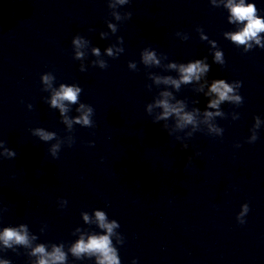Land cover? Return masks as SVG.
Wrapping results in <instances>:
<instances>
[{"label":"clouds","instance_id":"clouds-1","mask_svg":"<svg viewBox=\"0 0 264 264\" xmlns=\"http://www.w3.org/2000/svg\"><path fill=\"white\" fill-rule=\"evenodd\" d=\"M129 3V0H115V3L112 4V7H115L116 4L124 5ZM231 13L230 22L231 23H240L243 27L234 33H227L226 35L237 45H244L246 49H251L253 42L258 45L260 48L264 49V43H262L261 33H264V19L260 18L257 15V7L254 3L246 4L245 0H227L225 5ZM129 19H131L132 13H127ZM116 19H120V16L117 14ZM112 30L115 32V26L109 25ZM202 39H207V37L202 36ZM75 45L76 58H82L84 53L79 51L80 48L84 47L86 41L76 38L73 40ZM93 54L96 56L100 55V50L94 48ZM122 48L116 49V53L123 52ZM116 53L113 52L112 48L107 49V54L109 56H116ZM214 62L223 65L224 57L221 51L215 52ZM142 64L151 68L152 66L159 67L160 60L157 58V54L154 51L145 49L142 53ZM101 69H106L108 65L104 61L99 62ZM170 69H175L179 73V79H175L172 76H153L152 79L156 84L171 85L175 89L179 90L182 84H190L194 80L199 81L201 76L210 71L209 64L196 60L195 62H190L185 64H180L179 66L176 63H171L168 65ZM128 68L133 71H138L136 63L129 62ZM84 69L82 68L81 71ZM53 77L50 75H44L42 77L43 83L45 85L51 86V81ZM242 87V82L237 81L235 84L230 85L226 83L223 79H218L212 82L208 94H215L216 98L210 100L208 103V108L210 109H219V106L222 102L228 101L233 102L237 105L243 104V98L241 95L236 94V89ZM81 92L80 87L75 86H66L62 84L58 91H54V94L51 99V105L54 108H59L61 115L67 113L68 108L65 102L70 104H75L78 101V95ZM161 99L156 100L155 106L162 108V113L156 117V120H167L170 117L176 118V128L184 129L188 125H192L194 128L198 127L196 114L193 112L185 111V106L182 102L178 101L176 104L169 102L171 93L164 91L161 94ZM153 105L148 106V112L151 113ZM78 111L81 112V115L77 117L74 121L69 120L67 116L64 118V123L68 125L69 128L72 127L73 123L80 124L82 126L92 127V120L90 119L92 115V108H86L85 105L81 104ZM216 116H223V113L220 111L204 112V122L208 123L213 120ZM259 117L255 118L254 131L253 135L248 139V143H254L258 139V130L260 127ZM209 131L212 133H222V129L214 125L209 124ZM36 135L40 137L41 140L49 141L55 138L54 133L45 132L43 129H37L35 132ZM3 146V143L0 142V147ZM72 144L69 145L71 147ZM89 146H94L92 142H89ZM187 147V145H185ZM235 147H240L239 144H236ZM60 145H53L50 149L51 155L54 159H58V152ZM3 155L6 157H14L16 153L12 150L5 148ZM249 205L247 203L243 204L240 212L237 214V222L241 225L246 223L245 217L249 212ZM96 221L101 229H104L105 235H92L85 240L81 237L70 249L73 256L81 258L84 255L93 256L97 258V264H121V260L117 254L116 248L112 246V241L110 239L113 236L114 229L120 227L116 220L112 222L107 221V217L103 211L95 212ZM84 220L89 221L87 214L84 215ZM35 239V237H32ZM0 242L6 248H13L14 245H23L25 247H31V240L29 239L28 230L25 225H21L19 229L17 228H4L0 232ZM31 255L38 257L37 264H65L67 259L66 253L63 251L62 246H53L52 251H47L46 247L43 244L37 245L35 248H32ZM0 264H10L9 261H0ZM132 264H137V261L134 259Z\"/></svg>","mask_w":264,"mask_h":264}]
</instances>
